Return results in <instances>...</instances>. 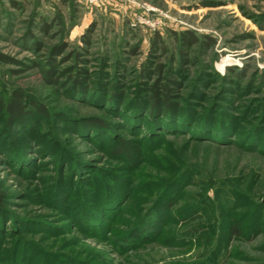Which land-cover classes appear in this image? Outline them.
<instances>
[{
  "label": "rangeland",
  "instance_id": "obj_1",
  "mask_svg": "<svg viewBox=\"0 0 264 264\" xmlns=\"http://www.w3.org/2000/svg\"><path fill=\"white\" fill-rule=\"evenodd\" d=\"M0 101V264H264V0H0Z\"/></svg>",
  "mask_w": 264,
  "mask_h": 264
},
{
  "label": "trees",
  "instance_id": "obj_2",
  "mask_svg": "<svg viewBox=\"0 0 264 264\" xmlns=\"http://www.w3.org/2000/svg\"><path fill=\"white\" fill-rule=\"evenodd\" d=\"M180 38V43H181V48L183 49H188L193 46V44L197 41V38L192 34L191 32H181V35L179 36ZM153 45L156 44V40L153 39ZM156 73L158 78H161L162 76V66L157 65ZM229 69V68H228ZM240 77V74H242V71H238V73H235ZM167 79V81L172 82V78L169 77H164ZM160 80V79H159ZM161 81V80H160ZM154 82L150 86V94L147 95V98L149 99L150 102L153 103V105L157 108H160L161 106H166L168 105L169 108H173L176 106L175 101H173L172 98H175L176 94V88H174L171 85H168L169 83H164V82ZM2 102L0 101V106ZM26 105L27 103L25 102V99L23 98V93L19 90H15L12 94V96L9 98L7 104H6V110L8 113L9 119H11L13 116H21L26 112ZM37 109L42 113H44L42 105H37ZM127 142L121 141L118 146L117 150L122 151L123 153L128 152L132 147ZM133 150V149H132ZM230 232L231 233H237L238 230L235 227H230Z\"/></svg>",
  "mask_w": 264,
  "mask_h": 264
},
{
  "label": "bare ground",
  "instance_id": "obj_3",
  "mask_svg": "<svg viewBox=\"0 0 264 264\" xmlns=\"http://www.w3.org/2000/svg\"><path fill=\"white\" fill-rule=\"evenodd\" d=\"M227 60H225V61H223L222 63H221V65H220V67L222 68L224 65L226 66V65H231V63H229V62H226Z\"/></svg>",
  "mask_w": 264,
  "mask_h": 264
}]
</instances>
